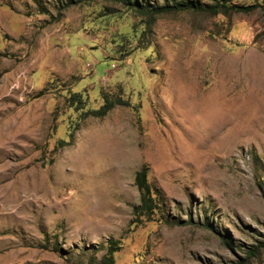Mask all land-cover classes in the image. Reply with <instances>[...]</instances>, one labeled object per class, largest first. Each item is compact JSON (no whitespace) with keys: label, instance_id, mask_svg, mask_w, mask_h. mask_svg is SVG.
Wrapping results in <instances>:
<instances>
[{"label":"rangeland","instance_id":"rangeland-1","mask_svg":"<svg viewBox=\"0 0 264 264\" xmlns=\"http://www.w3.org/2000/svg\"><path fill=\"white\" fill-rule=\"evenodd\" d=\"M217 8L0 0V264H264V10Z\"/></svg>","mask_w":264,"mask_h":264},{"label":"trees","instance_id":"trees-1","mask_svg":"<svg viewBox=\"0 0 264 264\" xmlns=\"http://www.w3.org/2000/svg\"><path fill=\"white\" fill-rule=\"evenodd\" d=\"M80 1V0H76ZM124 5H131L133 8L138 11L139 14L146 15V17L151 20L152 16L157 13H161L164 10H171V9H181V8H190L196 10H208L210 12L217 11V7L227 8L233 11H242L249 9L255 5H259L264 10V3L263 2H255V4L250 5H229L226 4L223 0H219L216 2H212L210 4H205L202 7L197 5L196 0H190V3H180L175 2L174 0H168V2L162 4V6L158 5H150L145 3H140L138 0H115ZM120 102V101H117ZM113 106L112 102L109 100H105L98 108L93 109V112L97 115L104 114L107 110H109ZM134 184L138 191L139 195V202L133 206V209L136 212L142 213L143 211L151 212L156 206L152 201V197L149 194V188L144 180V170L140 169L135 172L134 174ZM118 248V241L113 238H108L106 242V250H104L103 254L99 258V260L95 263L98 264H113V253ZM252 252V251H251ZM250 252V253H251Z\"/></svg>","mask_w":264,"mask_h":264},{"label":"crops","instance_id":"crops-1","mask_svg":"<svg viewBox=\"0 0 264 264\" xmlns=\"http://www.w3.org/2000/svg\"><path fill=\"white\" fill-rule=\"evenodd\" d=\"M2 151L3 147L0 145V201H5L8 191L12 192L15 165L14 162H8V157L3 156Z\"/></svg>","mask_w":264,"mask_h":264}]
</instances>
